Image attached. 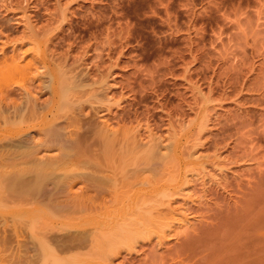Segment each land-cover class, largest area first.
Listing matches in <instances>:
<instances>
[{
  "label": "rangeland",
  "instance_id": "obj_1",
  "mask_svg": "<svg viewBox=\"0 0 264 264\" xmlns=\"http://www.w3.org/2000/svg\"><path fill=\"white\" fill-rule=\"evenodd\" d=\"M17 58L42 69L2 108H44L57 77L82 118L122 131L119 172L159 153L143 177L170 190L146 191L145 236L96 264H264V0H0V62Z\"/></svg>",
  "mask_w": 264,
  "mask_h": 264
},
{
  "label": "bare ground",
  "instance_id": "obj_2",
  "mask_svg": "<svg viewBox=\"0 0 264 264\" xmlns=\"http://www.w3.org/2000/svg\"><path fill=\"white\" fill-rule=\"evenodd\" d=\"M17 59L10 64L0 62L4 64L0 66V90L5 88L0 91V264L103 263L118 252L119 245H130L145 236L142 211L148 199L146 191L155 198L161 188L163 192L170 190L156 179L143 177L146 171L159 167V153L142 155L140 169L119 172L120 166L116 169L110 162L112 156L125 153L122 131L118 135L107 124L94 126L82 118L75 111L77 107L68 103L71 85L56 87L57 77H51L45 86L53 91L54 99L44 108L38 107L37 98L27 99L23 106L13 103L2 108L1 102L12 94L28 90L36 78L32 74L42 69L37 61L22 65ZM61 103L69 105L70 115V109L63 112ZM130 141L129 152L136 149ZM160 156L168 161L169 155ZM173 159L165 163L166 167L183 165L177 153ZM164 160L159 158L160 163ZM169 199L168 218L177 216L175 221L186 224L180 212L171 209ZM70 224L71 228H66ZM165 224L172 225L168 221ZM150 235L147 233L146 238ZM81 249L87 252H78Z\"/></svg>",
  "mask_w": 264,
  "mask_h": 264
}]
</instances>
